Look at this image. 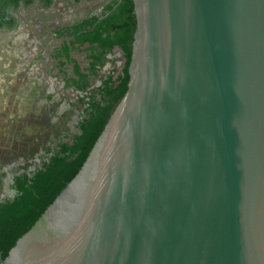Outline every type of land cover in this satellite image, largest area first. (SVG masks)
Segmentation results:
<instances>
[{"label":"water","instance_id":"95a60500","mask_svg":"<svg viewBox=\"0 0 264 264\" xmlns=\"http://www.w3.org/2000/svg\"><path fill=\"white\" fill-rule=\"evenodd\" d=\"M125 95L0 264H264V0H132Z\"/></svg>","mask_w":264,"mask_h":264},{"label":"trees","instance_id":"16d2710c","mask_svg":"<svg viewBox=\"0 0 264 264\" xmlns=\"http://www.w3.org/2000/svg\"><path fill=\"white\" fill-rule=\"evenodd\" d=\"M30 1L26 0L27 3ZM12 2L17 4V0ZM135 29L133 1L122 0L119 3L118 0H112L105 6L102 15L91 14L86 17L76 29L69 32V39H64L55 49L57 53L54 59L67 85L75 86L80 91L90 86L91 78L99 75L107 61L115 65L114 60L108 58L115 47L122 51L125 61L118 74L117 67H114L109 73L100 76L101 84L90 91L89 100H84V97L78 100L76 105L83 110L77 123L80 132L73 135L72 140L67 141L65 138L73 111L63 114L58 123L50 122L48 115H44L43 119L35 121L40 128L33 139L40 142L32 146L30 140L22 139L15 147L6 148L0 154V163L4 165L20 156L31 158L41 148L45 153H51L31 175L23 173L17 176L16 196L0 203L1 259L8 255L17 240L35 224L76 176L112 112L125 95L130 80L129 66ZM72 51L76 56H72ZM82 56L85 58L82 59ZM52 134L58 140L54 147L49 143Z\"/></svg>","mask_w":264,"mask_h":264},{"label":"flooded vegetation","instance_id":"af4514ba","mask_svg":"<svg viewBox=\"0 0 264 264\" xmlns=\"http://www.w3.org/2000/svg\"><path fill=\"white\" fill-rule=\"evenodd\" d=\"M12 1L0 0V137L5 136L10 141L6 148L14 144L11 143L12 126L21 127L20 134L24 139L28 121L33 119L35 122L44 115H48L50 122L58 123L63 114L73 111L71 118L77 117V127L83 112L76 105L78 100L82 97L89 100L90 91L101 84L100 76L114 67H117L118 74L123 67L113 55L114 50L119 49L115 47L108 55L115 65L109 67L112 61H107L99 75L91 78L90 86L80 91L67 85L65 77L61 81L54 59L55 49L64 39H69V32L89 15H102L112 0H32L29 3L17 0V4ZM72 56H76L73 51ZM53 68L58 71L53 74L55 81L45 76V72L48 75ZM60 82H64L63 86ZM58 102L60 104L56 106ZM56 141L57 137L52 134L50 146L54 147ZM3 148L0 145V154L6 150ZM50 155L41 148L31 158L20 156L13 162L0 163V203L16 196L17 176L31 175Z\"/></svg>","mask_w":264,"mask_h":264},{"label":"rangeland","instance_id":"374dc122","mask_svg":"<svg viewBox=\"0 0 264 264\" xmlns=\"http://www.w3.org/2000/svg\"><path fill=\"white\" fill-rule=\"evenodd\" d=\"M115 52H113V55L115 54L118 58H117V62H119L120 66L122 67L123 66V63H124V59L122 57V51L120 49H115L114 50ZM114 66L113 62L109 63V67H112ZM54 69V68H53ZM50 69V71H48V75L46 74L45 72V76L49 77L50 79H52L53 81H55V78H53V74H56L58 71L56 69ZM51 75V76H50ZM59 77L61 79V81L63 80V77L64 75H60L59 74ZM56 83V82H55ZM61 83V82H60ZM59 83V85H60ZM64 82L61 83V85L63 86ZM65 86V85H64ZM59 87V86H58ZM12 89V88H11ZM50 95V94H49ZM1 117V116H0ZM76 120L77 117H75V115L70 119V122L68 123L69 125V131L67 133V137L65 138V140L69 141V140H72V137L73 135H75L76 133H79L80 130L75 126L76 124ZM29 123L26 124L25 126V129H24V132L27 134L26 135V138H24V140L26 141H29L31 145H35V143H38L40 142V140H35L33 139V137L36 135L37 133V129H39L40 127L38 126V124H36V122H34L33 119H31L30 121H28ZM34 122V123H33ZM71 124V126H70ZM20 131H22L21 127L19 126H12V129H11V139L12 140V144L14 142V144L12 146H16L18 141L21 140V134H20ZM2 132V130H0V133ZM9 138V136H8ZM19 139V140H18ZM3 142V143H2ZM8 142H10L9 140L7 141V138H5V136L3 137H0V145H2L4 148H6V146L8 145ZM8 147V146H7ZM3 148V150H4Z\"/></svg>","mask_w":264,"mask_h":264}]
</instances>
